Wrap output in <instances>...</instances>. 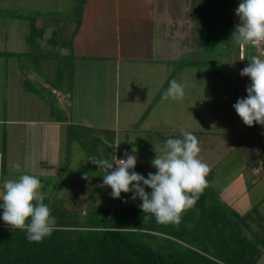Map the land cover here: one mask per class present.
<instances>
[{"label":"crops","instance_id":"0c3cea01","mask_svg":"<svg viewBox=\"0 0 264 264\" xmlns=\"http://www.w3.org/2000/svg\"><path fill=\"white\" fill-rule=\"evenodd\" d=\"M194 3L196 0H85L77 30L74 16L72 22L67 21L62 26L64 33L69 30L65 24L72 28L70 45L61 47L63 53L74 58L71 92L60 93L52 89L59 94L52 92L51 99H44L37 92L25 90L23 82L27 77L36 89L41 90L47 85V79L39 76L29 58L13 54L28 51L26 37L31 18H34L37 28L45 31V28L54 26L50 22L52 11L73 6L70 0H0V52L9 53L5 60L0 56V181L16 179L22 173L41 177L40 195L49 202L63 200L62 206L69 210L80 211L82 203L97 198V195L105 198L104 203H98L100 205L138 207L140 199L138 202L129 201L124 192L119 198H113L110 187L101 188L102 176L99 175H96L93 184L84 181L79 194L65 195L68 187L64 189L65 193L60 194L58 185H70L65 183L64 170H71L75 161H79L80 157L76 154L85 157V162L81 161L85 166L82 171L95 170L94 164L87 160L88 155L83 151L80 140H67L68 124L95 130L94 134L103 136L105 143L108 141L104 137L108 134L104 132H113V136L110 134L113 137L110 148L113 146L118 151L111 160H115L120 148L124 147L136 156L137 172L145 176L156 171L151 160L155 152L160 154L164 143L162 137H180L186 130L197 137L203 150L220 141L214 139L219 134L215 130L188 129L179 110L176 111L178 104L172 98H165L171 80L184 85V95L188 89L197 86H200V92L204 86L207 88L201 79L195 81L192 76L196 68H207L208 63L202 64L205 59L209 63L213 60L206 55L205 47L194 42L191 23ZM61 38L69 39L65 36ZM213 53L219 57L216 49ZM9 60L13 63L8 72ZM196 60L203 62L189 66L180 64ZM56 66L57 61L53 62L51 70L55 71ZM214 71L218 78L217 70ZM206 77L205 80H213L210 75ZM217 78L213 82L217 83ZM204 96L206 98V91ZM236 97L231 103H235ZM51 100L62 109L66 120H57L53 116L50 112ZM214 101L217 100L213 99L210 105L205 100L202 102V105L211 106L205 110L208 117L218 114ZM131 102L137 104V111H132ZM120 111L123 113L120 114ZM186 114L188 117V111ZM186 114L185 122L188 121ZM173 117H177L175 122ZM238 120L242 121L240 117ZM245 131L238 135H244ZM234 132L229 130L220 134L233 136ZM236 142L239 141L230 136L232 149L215 166L211 185L229 206L244 213L251 210L254 202L249 199L245 207H241L245 194L235 193L231 188L232 177L243 174L251 186L262 179L254 157L243 161L240 154L238 165H233L232 161L237 158L233 156L237 153ZM240 142L238 148L248 149L247 142L242 145ZM254 154L257 156V148L253 150ZM219 169L228 173L220 177ZM98 173H103V170ZM257 209L264 214V200L258 203ZM80 213L79 217H82Z\"/></svg>","mask_w":264,"mask_h":264},{"label":"trees","instance_id":"16d2710c","mask_svg":"<svg viewBox=\"0 0 264 264\" xmlns=\"http://www.w3.org/2000/svg\"><path fill=\"white\" fill-rule=\"evenodd\" d=\"M217 1L196 0L191 10L194 42L205 47L207 55L213 54L221 40L232 38L238 41L235 26L239 19L227 12L217 13ZM84 4L85 0H77L73 5V15L76 12L75 30L80 25ZM43 32L31 18L26 37L29 49L35 45L36 38L42 37ZM49 42L56 45L55 37H49ZM8 54L0 52L3 58ZM13 55L20 58L22 55L30 57L31 54L26 51ZM50 56L59 61L55 76L52 80L47 79V94L36 89L27 77L23 82L25 90L37 92L44 99H51L52 89L70 93L73 84L74 58L69 54L59 57L55 53ZM202 62L183 61L180 64L189 66ZM204 62L202 64L208 63L206 59ZM51 102L50 112L53 116L57 120H66L62 109L53 100ZM247 127L249 132L262 139L254 161L264 181V125L254 123ZM93 131L70 123L66 137L68 141L80 140L81 145L86 146L90 141L86 134ZM104 133L113 136L111 131ZM93 137L100 144L103 136L98 134ZM162 139L165 141L167 138ZM229 140L230 136L227 135L212 148L198 153L210 169L206 176L208 186L199 194L195 205L180 214L179 220L158 222L154 215L143 213L139 206L109 207L102 204L90 206L79 217L80 211L65 208L62 206L63 200L53 199L49 202L43 197L50 214L55 217L54 231L40 242L30 241L25 230L10 227L0 220V264H256L264 253V214L258 212L259 202L251 210L240 213L229 206L211 185L215 166L232 149ZM225 145L226 149L221 150ZM198 146L200 148L199 143ZM86 154L88 157L99 156L88 150ZM112 157L108 156L110 160ZM98 171L102 169L98 168Z\"/></svg>","mask_w":264,"mask_h":264},{"label":"clouds","instance_id":"9594fccd","mask_svg":"<svg viewBox=\"0 0 264 264\" xmlns=\"http://www.w3.org/2000/svg\"><path fill=\"white\" fill-rule=\"evenodd\" d=\"M234 11L239 17L235 26V38L239 42L247 45L264 40V0H239ZM240 75L247 76L250 83L246 85V95L238 97L232 107L246 125H264V59L252 57ZM183 96L184 85L171 80L165 98L181 100ZM199 152L197 137L185 130L180 137L164 141L160 154L155 152L151 160L156 171L147 176L134 170L137 162L134 154L115 160L89 156L87 160L103 170L100 186L110 187L113 198L131 192L132 200L140 199L143 213L165 222L179 220L180 214L193 207L208 186L206 176L210 169ZM84 178H89L87 173ZM41 187V177L28 173L0 181V220L25 230L27 238L35 242L50 236L55 226V217L40 195Z\"/></svg>","mask_w":264,"mask_h":264},{"label":"rangeland","instance_id":"374dc122","mask_svg":"<svg viewBox=\"0 0 264 264\" xmlns=\"http://www.w3.org/2000/svg\"><path fill=\"white\" fill-rule=\"evenodd\" d=\"M238 2L239 0H218L215 5L216 12L217 13L227 12V13L232 14L236 19H238L239 17L234 11L235 8L238 6ZM76 3H77V0H70V4L72 6L75 5ZM73 7L64 8L61 11H52L51 14L53 16L51 17L50 22L54 26L53 27L49 26L48 29L46 28L44 31L46 33H44L41 38L39 37L36 38L37 41L35 45L33 47L31 46L30 49L28 48V51L30 52L31 55L30 57H27V58L30 59V62H32V64L34 65L35 70H37L38 73H40L39 76L43 79L52 80V78L55 76L54 74L56 72V69L55 71H52L51 68H52L53 62L59 61V59L54 60L53 58H51L50 55L53 56L56 53V56L59 55V57H62V55H65V52L63 53V50L61 47H66V45L70 43V34L72 32L71 31L72 28H70L68 24H65V27L67 28L69 27V30L66 31L65 33L67 34L64 35L65 33L63 31L62 26L64 25V23H67V21L72 22L71 19L76 13L74 11V15H73ZM69 16H72V17L69 18ZM51 36L55 37L56 45L54 46L51 42L48 43L46 41V38L47 37L51 38ZM61 36L68 37L69 39H65V38L62 39ZM36 45L38 46L36 47ZM241 45H242L241 42L236 41L232 38L221 40L219 46L216 48V51L219 52V57L217 54L210 53L208 57L209 59L211 58L213 60L210 61V63L208 62V65H206L207 68L206 69L196 68V73L195 72L192 73L194 80L196 81L197 78L201 79V83L202 84L205 83L207 88H205L204 86V89L202 90V92H200V89H199L200 86H197L196 88H193V89H188L187 94H185L183 98L181 99L182 100L181 103L179 102V100H175L176 104H178L176 111L179 110V113L181 114L182 122H184V125L185 124L188 125V129H192L196 127V129L201 131L207 128V129L215 130L217 133H219L217 137H214V139L216 140H223L225 136L228 135V136H231L233 139L235 138V141L236 140L239 142L241 141L240 142L241 145L242 143H244V141L245 143L246 142L248 143L247 144L249 145L248 149L244 150V147L238 148L239 142H236L237 143V148H236L237 153L236 152L233 153V156L237 158H236V161L235 160L232 161L234 166L238 165L237 161L240 157V154L242 156L241 160L243 161L248 160L249 157L251 158L254 157L255 159L256 154H254L253 156V150H255L257 146L260 144V142L262 141L259 135L257 136V134L249 132L250 130L248 129V127H246L248 125H246L243 121L238 120L239 116L235 112L234 108L232 107L233 103H231L234 100V96H237L236 98H238V97H243L246 95L245 88H246V85L250 83V80L247 76L240 75V70L250 62L252 57L254 56L259 57V55L256 53L254 48L250 47V45L245 46L246 50L244 51L241 50ZM3 59L4 60L6 59L5 56ZM12 63L13 61H10V60L7 63L9 67L7 68L8 72L9 70H11ZM214 69H216L219 74L218 78L216 77L214 73L215 72ZM23 72L25 71L23 70ZM207 75H210L209 78L212 77L213 80H216L217 78V83L213 82V80L211 79L205 80V78H208L206 77ZM195 83H198V82H195ZM48 90H49V86L47 84L41 89V92L48 93L47 92ZM205 91L207 95L206 98L204 96ZM213 99L217 100V101H214V104H215L214 107H216V111L218 112V114L208 117V113L205 111L208 105L207 106H205L204 104L202 105V102L205 100L210 105V103L213 104ZM129 105L131 106L132 111H137L136 109L137 104H134L131 102L129 103ZM131 108L129 107L128 110L130 111ZM209 108H211V106H208L207 109ZM187 111H188V117L186 114ZM122 113L123 111H120V114ZM185 114L188 119L187 121L188 123L185 122ZM215 117H218V119H215ZM128 118L129 117H127V119ZM176 118L175 119L174 117L172 118L173 122H175ZM179 122L180 121H178V123ZM229 130H234L236 132H234L235 134L233 136L230 134H220L221 132H224V131L226 132ZM257 130H261V128L260 129L257 128ZM244 131L246 132L244 135H240V136L238 135V133L242 134V132ZM94 135H96L94 134V132L86 134V136H88V139H90V141H87L88 143L86 142L87 143L86 146L82 144L83 151L86 153L88 150L90 153H94V154L97 153L100 156V157L99 156L97 157H99L100 159L110 160L113 154L117 153L118 151L116 150V148H113V146L111 147L112 150L109 148L111 146L110 143L113 137H111L110 135H106L104 138L108 142L105 143L104 140L102 139L101 143L99 144V141L96 142V139L93 137ZM174 138L176 137L174 136ZM125 143H127L126 140H125ZM224 149H226V146L221 147V150H224ZM200 151H204L201 148V146H200ZM246 151H249V153ZM109 155H110V158H108ZM76 157L78 158L80 157V159L79 161H75L72 169L64 170V173L66 174L65 183L68 182L70 183V185L69 186L61 185V184L58 185V188H60V194L61 192L65 193L64 189H66V187H68L69 190L67 191V194L65 195L70 196V195H75L76 193L79 194L81 192L79 191L80 186L83 184L84 181L92 183L96 181L95 179L96 175L94 174H100L99 176L103 175V173H98L99 171L97 170V166L95 164H94L95 170L89 169L88 171L87 169L86 171H82L85 167V166H82V163L85 162L83 161L85 157L82 154H80V156L76 154ZM234 166H232L233 169H235ZM82 173L84 174L87 173L89 178L85 179L84 176H81ZM218 173L221 175L220 177H224L225 174H227L228 172L227 171L225 172L224 170L219 169ZM100 182H102V180ZM231 182H232L231 188L233 187V189L235 190V193L238 192V194H245L243 204L241 205V207L243 208L245 207L249 199L252 200L254 202L253 205H255L257 204V202H260L261 199L264 197V194H263L264 193V183H263L264 181L262 182V180H260L259 181L260 183H257L255 186H251L248 184L250 182H248V180L246 179V177L243 176V174L241 175L238 174L232 177ZM105 188L106 187H104V189ZM98 189H99V186L96 187V190ZM131 195L132 194L128 195V193H126V197H129L128 198L129 201L138 202L139 198L137 197L135 200H132L130 198ZM101 201L104 203L105 198L102 199L99 197V195H97V198H94L92 200H87L86 202L82 203L80 206V212H81L80 214L83 215L85 210H87L90 206L98 204ZM135 204H130V205H135ZM256 264H264V254L261 257V260H259Z\"/></svg>","mask_w":264,"mask_h":264},{"label":"built area","instance_id":"2783aa9c","mask_svg":"<svg viewBox=\"0 0 264 264\" xmlns=\"http://www.w3.org/2000/svg\"><path fill=\"white\" fill-rule=\"evenodd\" d=\"M248 45H250V47L254 48V50L256 51V53L259 55V57L261 59H264V40H261V41L256 42V43H248L247 45L242 44L241 45V50L243 51V47L242 46H244V49H245V46H248ZM52 92L54 94H57V95L59 94V92H57L55 90H52ZM262 138H264V128L262 130ZM128 154H130L129 151L126 148L122 147L119 150V155L117 156V158L125 157ZM134 170L137 171V162H136Z\"/></svg>","mask_w":264,"mask_h":264},{"label":"water","instance_id":"95a60500","mask_svg":"<svg viewBox=\"0 0 264 264\" xmlns=\"http://www.w3.org/2000/svg\"><path fill=\"white\" fill-rule=\"evenodd\" d=\"M243 47V51H244V46H242Z\"/></svg>","mask_w":264,"mask_h":264}]
</instances>
